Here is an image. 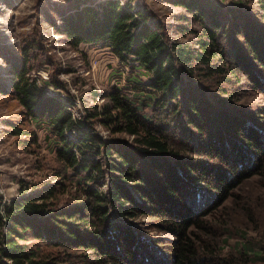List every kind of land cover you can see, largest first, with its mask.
Segmentation results:
<instances>
[{"label": "trees", "instance_id": "trees-1", "mask_svg": "<svg viewBox=\"0 0 264 264\" xmlns=\"http://www.w3.org/2000/svg\"><path fill=\"white\" fill-rule=\"evenodd\" d=\"M173 2L192 12L176 29L131 2L74 3L59 30L129 69L115 70L119 85L81 115L64 82L30 74L36 43L12 58L1 92L46 130L58 165L17 197L0 193V264H246L247 252L220 253L209 217L264 173V106L250 113L241 101L264 95V0L258 15ZM171 27L187 39L172 41ZM9 124L29 136L24 146L38 145L34 131ZM144 227L173 238H147Z\"/></svg>", "mask_w": 264, "mask_h": 264}, {"label": "rangeland", "instance_id": "rangeland-1", "mask_svg": "<svg viewBox=\"0 0 264 264\" xmlns=\"http://www.w3.org/2000/svg\"><path fill=\"white\" fill-rule=\"evenodd\" d=\"M78 1L0 0V193L6 199L19 196L24 184L51 179L52 169L58 165L55 155L46 148V130L24 115L17 100L1 92V87H8L11 78L12 58L21 56L29 44L36 43L28 64L30 74L41 79L57 77L64 82L71 92L74 104L69 108L75 115H81L85 107L95 102H104L101 95L113 85H119L115 70L125 74L129 72L125 66L119 65L107 48L85 43L75 46L59 30L64 17L74 12L73 5ZM88 1L98 6L105 0ZM120 1L148 10L154 23H169L175 29L183 24L181 17L192 16V12L176 5L173 0ZM206 1L219 4L221 8L239 4L252 14L261 12L258 0ZM173 27L170 29L172 41L187 39L188 36L184 38ZM96 91L97 96L94 94ZM242 95L241 101L250 113L264 106L263 94L251 91ZM9 123L34 131L38 135V145L27 143L24 146L22 141L29 136L12 134ZM209 218L219 233L217 246L221 254L239 257L247 252L244 255L246 264H264V173L245 180ZM149 219L142 216L137 222L142 227L144 224L141 223ZM147 229L143 228L147 238H173L171 233L158 228ZM164 245L160 248L163 249Z\"/></svg>", "mask_w": 264, "mask_h": 264}]
</instances>
